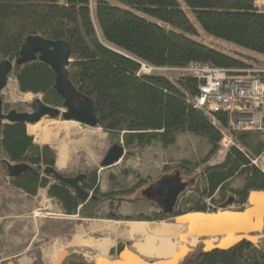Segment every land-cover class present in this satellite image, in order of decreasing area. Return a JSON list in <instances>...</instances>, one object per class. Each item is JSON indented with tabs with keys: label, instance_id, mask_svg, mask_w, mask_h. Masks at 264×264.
Segmentation results:
<instances>
[{
	"label": "trees",
	"instance_id": "16d2710c",
	"mask_svg": "<svg viewBox=\"0 0 264 264\" xmlns=\"http://www.w3.org/2000/svg\"><path fill=\"white\" fill-rule=\"evenodd\" d=\"M195 23L205 34L264 57V9H256L251 0H0V61L16 60L24 40L31 35L67 40V75L78 91L92 99L95 127L107 133L111 145L127 149L159 142L168 146L184 132L203 137L209 145L206 155L194 165L185 159L174 167L175 172L192 180L186 183L172 212L159 197H148L141 190L139 199L158 208L153 217H118L113 211L99 216L107 200L112 208L114 202L153 181L140 177L129 190L103 193L98 187L97 169L85 170L79 186L91 196L81 202L64 179L82 172H58L53 149L34 143L25 122L4 123L0 131L1 169L8 175L6 162L30 167L18 177L9 178L11 186L30 196L36 195L39 187L46 188L48 197L54 198L67 216L151 222L170 221L188 211L216 212L229 198L233 201L227 210L240 211L251 191L264 192V174L251 163L264 149L262 141L252 139L256 133L231 130L224 111L214 113L213 120L196 107L192 99L198 82L194 78L172 80L140 71L141 63L154 67H181L192 61L223 68L245 65L240 58L199 39ZM11 73L20 92L41 93L44 103L62 107L63 99L53 87L55 75L49 65L36 59L15 65ZM224 135L230 136L232 143L217 159ZM48 166L60 179L44 172ZM171 169L164 167L165 171ZM236 178H240L239 187L231 186ZM125 244L131 243L120 244L109 254L117 258ZM67 263L94 264L81 258ZM33 264H41L39 252ZM178 264H264V239L257 243L243 240L229 249L207 252L200 240Z\"/></svg>",
	"mask_w": 264,
	"mask_h": 264
},
{
	"label": "rangeland",
	"instance_id": "374dc122",
	"mask_svg": "<svg viewBox=\"0 0 264 264\" xmlns=\"http://www.w3.org/2000/svg\"><path fill=\"white\" fill-rule=\"evenodd\" d=\"M182 9L190 16V12L183 3ZM195 25L198 31V38L203 39L208 45L216 47L233 57L240 58L245 64L262 63L264 67V58L262 55H256L238 45L236 46L228 41H223L215 36L212 37L205 34L201 31L197 23ZM159 74L172 77V80H175L177 77L175 75L176 73L171 70ZM22 93H27L28 95L24 97ZM34 98H39L44 102L41 93L32 94L29 92H20L17 87L16 78L11 73L6 86L2 90L3 106L5 107L3 111L7 113L8 110L13 108L20 112H32L31 103L34 101ZM54 121H58V123L54 124ZM35 125L38 127H36L35 132L40 135V138L37 139L36 134L35 136L33 135L34 142L41 145L48 143L56 151L62 142V137H64L63 131L67 130L65 128V121L60 117L51 119L46 116L41 118ZM33 129L29 132H33ZM97 129H99V133L103 137L102 140H104L103 153L105 155L111 143L108 141L107 133L105 131L103 132L100 128ZM104 134H106V137H104ZM93 139L97 142L98 135L94 134ZM252 139L254 142L262 141L264 143V135L258 133L252 136ZM208 150L209 145L206 139L184 132L177 134L176 141L172 145L163 146L159 142H154L145 146L127 147V149H124L125 153L123 157L111 166L102 167L100 165V161L104 158V155L99 161L93 162L92 159L85 157L86 154L82 153L77 166L79 171L97 169L98 187H100L101 192L106 193L112 191L117 193L118 191L129 190L140 177L147 178L149 182H155L163 179V177H171L175 173L174 167L179 164L180 160L186 159L191 165H194L206 155ZM222 153H224V148L219 151L217 159L220 158ZM165 166H169L172 169L165 171ZM180 178L185 184L192 180V177L184 176L183 174L180 175ZM231 182V186L233 187H239L241 185L240 178H236ZM200 183L201 187H203L204 183ZM147 186H141L136 191L126 195L128 200L125 198L121 201L114 202L112 208L109 206L110 201L107 200L100 207L98 212L99 216L107 215L108 212L113 211L118 217H153L154 214H157L158 208L153 202L150 203L145 199H139L141 190ZM185 194L188 195L189 192L186 191ZM43 195L40 193L35 197H29L19 189L12 187L8 175L0 167V257L5 258L9 254H24V250L29 247L30 250L27 254H37V252H40V247H42V252L48 250L49 253L47 255L43 252V255L48 258L50 252L58 248L62 250V253L65 251V259L62 264L78 258L94 263L96 248L101 249V251H107L106 258H115V255L109 254L110 249H116L120 243H137V241H143V237L136 239L132 236L131 238L119 237L113 232H95L90 228L95 227L96 225L94 223L100 220L115 221L118 224L117 228H124L125 220L82 219L76 214L67 216L59 211L55 201H47V196ZM130 198H133V200H129ZM149 223H174V219ZM76 237L80 238L78 244L76 242L73 243ZM254 237L256 238L255 243L264 239V228ZM88 240L93 241V244H90ZM32 242L38 243V245L31 246ZM172 242L175 244L174 252L180 245L185 244L176 238H173ZM198 243L194 245L193 249ZM3 262L0 261V263Z\"/></svg>",
	"mask_w": 264,
	"mask_h": 264
},
{
	"label": "water",
	"instance_id": "95a60500",
	"mask_svg": "<svg viewBox=\"0 0 264 264\" xmlns=\"http://www.w3.org/2000/svg\"><path fill=\"white\" fill-rule=\"evenodd\" d=\"M19 56L16 60L0 61V131L4 123L25 122L26 125H35L41 118L48 116L51 119L60 117L62 120H73L88 127L97 125L93 101L72 84L67 75L70 61L69 43L67 40H48L38 35H31L24 40ZM38 59L42 63L49 65L55 75L54 89L63 99L62 107H53L44 103L39 98H34L31 103L32 112L16 111L11 108L7 113L3 111L2 90L9 79L8 75L13 71L14 66H21L24 63ZM124 149L119 145H111L104 158L101 160L102 167L111 166L120 160L124 155ZM7 174L9 178L18 177L30 167L24 163L6 162ZM44 172L54 175L60 179V175L51 167H47ZM85 173L65 178L64 181L74 189L79 200L84 202L91 195L79 184L85 178ZM187 184L181 181L180 173L175 172L171 177L152 182L142 190L143 194L152 197H159L168 212H172L180 194L186 189ZM233 198H229L221 203V207L216 212H187L174 217V225H177L178 234L176 239L183 246L169 258L148 259L142 258L130 250V245L125 244L118 252L117 258L99 257L94 264H178L184 259L191 249H186L188 243L195 238L203 242V251L212 249H229L240 241L248 240L256 242L254 234L264 228V192H250L243 210H227L232 205ZM146 221V220H144ZM151 222V221H149ZM162 222V221H156ZM211 239L216 240L211 242ZM65 251L61 253L52 264H62L65 259ZM5 264H14L7 262ZM41 264H44L41 262ZM68 264V263H66Z\"/></svg>",
	"mask_w": 264,
	"mask_h": 264
},
{
	"label": "built area",
	"instance_id": "2783aa9c",
	"mask_svg": "<svg viewBox=\"0 0 264 264\" xmlns=\"http://www.w3.org/2000/svg\"><path fill=\"white\" fill-rule=\"evenodd\" d=\"M256 9L264 8V0H251ZM175 72L176 78L197 80V94L192 101L214 120V113L228 114V125L234 131L255 132L264 135V67L262 63H246L238 68H223L192 61L181 67H154L141 63L144 74ZM173 79L172 77H168ZM227 149L230 137L221 140ZM264 174V149L251 160ZM209 204V201L206 202Z\"/></svg>",
	"mask_w": 264,
	"mask_h": 264
},
{
	"label": "crops",
	"instance_id": "0c3cea01",
	"mask_svg": "<svg viewBox=\"0 0 264 264\" xmlns=\"http://www.w3.org/2000/svg\"><path fill=\"white\" fill-rule=\"evenodd\" d=\"M57 123H58V121H54V124H57ZM65 124H66L65 128L67 130L63 131L64 137H62V139H61L62 142L58 146L56 151H55L54 147H52L50 144L47 143L53 149L54 154L56 155L55 163H54L56 170L58 172H66V173L79 171L77 165L80 161V158H81L80 155H82V153L86 154L87 156L85 155V157H87V159L88 158L92 159L93 162L99 161L102 158V156L104 155V153H103L104 140H102L103 137H102L101 133H99L100 132L99 129H97L95 127H92V128L87 127L86 125H84L82 123H78V122L73 121V120L65 121ZM36 127H37L36 125H26V132L29 133L30 135H32V137H33V135L35 136V134H36L37 139H39L40 135L35 132ZM32 129H33V132H29ZM94 134L98 135V141L97 142L93 139ZM225 136H227V135H225ZM104 137H106V134H104ZM104 139H106V138H104ZM33 141H34V138H33ZM105 150H104V152H105ZM81 171H84V170H81ZM37 190L38 191H37L36 195H38L40 193H42V195L43 194L46 195L47 201H52V200L55 201L58 208H59V211L62 212L60 204L54 198H52L50 196L48 197L46 188L39 187ZM24 194L29 196V197H35L36 196V195L30 196L27 193H24ZM62 213L64 214V212H62ZM78 237L74 238L73 243L76 242V244H78L80 242V238H78ZM41 249H42V247H40L39 258H40V261L44 264H52L57 259L59 254L62 253L61 249L56 248V249H53L50 252L49 257L46 258L45 255H43V252H44V254L47 255V253H49L48 250H45L42 252ZM29 250H30V247L28 249L24 250L25 251V252H23L24 254H22V253H18V255L17 254H9L5 258L0 257V261H4L2 264H5L7 262H12L14 264H33V262L36 259V254H33V253L27 254L29 252ZM45 261H47V262H45Z\"/></svg>",
	"mask_w": 264,
	"mask_h": 264
},
{
	"label": "bare ground",
	"instance_id": "6f19581e",
	"mask_svg": "<svg viewBox=\"0 0 264 264\" xmlns=\"http://www.w3.org/2000/svg\"><path fill=\"white\" fill-rule=\"evenodd\" d=\"M24 97L28 94L22 93ZM96 226L91 227L93 231L99 232H113L119 237H134L136 239L142 238L143 241L131 242L133 243L130 250L138 254L142 258L148 259H166L174 254L175 244L172 242L173 238H176L178 234V226L173 223H149L144 221H125L124 228H117V222L115 221H103L100 220L94 223ZM93 224V225H94ZM188 243L186 249H191L198 242L195 238ZM216 240L211 239V242ZM88 242L93 244V241L88 240ZM184 245V244H183ZM182 245V246H183ZM181 246V245H180ZM107 251H101V249L96 248L95 260L99 257H106Z\"/></svg>",
	"mask_w": 264,
	"mask_h": 264
},
{
	"label": "flooded vegetation",
	"instance_id": "af4514ba",
	"mask_svg": "<svg viewBox=\"0 0 264 264\" xmlns=\"http://www.w3.org/2000/svg\"><path fill=\"white\" fill-rule=\"evenodd\" d=\"M120 244H122V245H123V243H120Z\"/></svg>",
	"mask_w": 264,
	"mask_h": 264
}]
</instances>
